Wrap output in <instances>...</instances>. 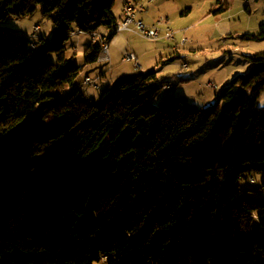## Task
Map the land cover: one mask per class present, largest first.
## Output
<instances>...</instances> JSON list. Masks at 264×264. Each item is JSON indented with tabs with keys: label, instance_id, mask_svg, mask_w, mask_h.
<instances>
[{
	"label": "trees",
	"instance_id": "trees-1",
	"mask_svg": "<svg viewBox=\"0 0 264 264\" xmlns=\"http://www.w3.org/2000/svg\"><path fill=\"white\" fill-rule=\"evenodd\" d=\"M118 1L0 0V23L40 6L54 39L0 26V264H264V198L241 186L264 176V52L207 108L153 106L157 69L88 102L66 42L116 30Z\"/></svg>",
	"mask_w": 264,
	"mask_h": 264
},
{
	"label": "rangeland",
	"instance_id": "rangeland-1",
	"mask_svg": "<svg viewBox=\"0 0 264 264\" xmlns=\"http://www.w3.org/2000/svg\"><path fill=\"white\" fill-rule=\"evenodd\" d=\"M121 1H118L115 8L116 11L119 10ZM225 1L227 2V9L223 12L215 13L213 11L220 8L216 0H180L179 3H186V8L193 9L190 11L191 14H188L184 18H179L176 24L174 22L171 24V27L174 29L181 24L183 25V23H186L185 19L189 18L192 22H198L196 28L190 30V32L178 34L174 37V40L169 39L167 36L164 38L161 35L155 41L158 44L157 50L161 53H164L163 50L166 51L165 56H169L173 52V49L179 45L178 48L181 58L176 59L174 63H162L159 53L157 54L156 51L150 55L151 58L147 59L156 66L158 64L157 70H163L165 75L168 73L182 74V76L187 78L194 77L195 81L189 84H185L186 82H184L180 85L178 81L165 80V82H170L172 90L168 91L165 88L166 86L163 87L154 97L152 101L153 106L160 108L169 96L179 98L178 88L181 86L179 89L187 94L190 103L199 108H207L215 102L217 92L221 91L232 79L238 75L250 72L252 64L249 56L264 52V40H249L245 38L247 35H257L259 33L260 26L264 23V0H249L248 2L246 0ZM162 19L164 18L162 17ZM221 19L230 22L231 31L221 34L219 28L215 25L216 21H220ZM166 23L160 26L159 29L161 30L170 25L169 20ZM37 24L42 26L41 33L51 39L52 22L42 15V8L40 6L34 14L25 17L10 16L1 22L0 26L11 30L18 36L28 38L32 43H37L36 34L40 30V26L35 27ZM173 29L172 32H174ZM104 30L102 29L100 32ZM139 39L150 42L141 37ZM183 39H187V42L182 45ZM91 43H93L92 36L89 34L78 36L73 34L66 42L68 57L72 58L81 67V73L76 80V85L84 91L88 102L97 100L101 90L107 84L102 85V89L97 87L98 84L95 86L85 85L83 81H85L84 79L87 73L91 74V79H95L97 68L99 66L103 67L102 70L107 73V77L110 80L108 84H111V71L113 69L123 68L131 70L137 67L132 61L121 62V57H114L111 63L113 67H110L109 62L98 61L97 63L89 65L92 69L91 72H85L82 70L86 66L84 53ZM38 48L42 49L43 46L38 44ZM48 60L52 62L56 61L54 55L49 56ZM108 67H110V70H108ZM139 69L140 67H137V70ZM250 92L253 95L251 90ZM257 102L260 107H264V90L261 91ZM41 108L42 106L38 108L37 113ZM33 117L34 115L27 118L19 128L24 127ZM256 177V180L250 181V185L248 183H241V186L244 188L249 186L258 197L264 198V176L257 175ZM114 192L115 188H111L104 203L105 205L108 201L110 202V196ZM94 264H108V259L106 256L101 255L100 260L94 262Z\"/></svg>",
	"mask_w": 264,
	"mask_h": 264
},
{
	"label": "crops",
	"instance_id": "crops-1",
	"mask_svg": "<svg viewBox=\"0 0 264 264\" xmlns=\"http://www.w3.org/2000/svg\"><path fill=\"white\" fill-rule=\"evenodd\" d=\"M179 2H180V0H178V1L155 0L153 2H149V0H142V1L122 0L121 6L119 7V10L116 11V9H115V13H116V16L120 22L124 17V12H123L124 6L127 3H131L135 6V14H136L135 19H136V21H142L148 27L154 26L159 18H162V17L164 19L166 18L170 22V25H169L170 27L166 26L165 28H162L160 30V35H159V37L162 35V37L165 38L168 34V29H170L171 31L173 29L171 27V24L173 22L176 24V22H178L179 18H182V17L184 18L188 14H191L190 11L193 9V8H186V6H185L186 3L182 4ZM226 4H227V2H226ZM141 6L144 7V10L140 9ZM178 16H180V17H178ZM185 22L186 23H183V25L181 24L178 27L173 29L174 32H173V37L171 40H174L175 39L174 37L177 36L178 34L190 32V30L195 29L196 24L198 23V22L190 21L189 18L185 19ZM215 25L217 28H219L221 34L231 31L230 22L226 21L225 19H221L220 21H216ZM37 26H40V30L37 31L36 38H37L38 42L34 43V46L35 45L37 46L38 44H40L39 38H41V37H46L48 40H54L53 36L50 39V38H48L47 35L41 33V31H42L41 25H39V24L35 25V27H37ZM35 30H36V28H35ZM100 34L104 37L109 38V41H110V46H109V54H110L109 64H110V67H113L111 63L114 60V57H121V62H124L123 57H124V54L126 52L135 53V55L137 56L138 63L140 65L139 70H137V67H136L135 69H131V70L127 69L128 72L126 69H123V68H120L117 70L113 69L111 71L112 72L111 84L115 83L118 79H120L122 77H129V76H134V75H138V74H146L149 71H151L152 69H157L158 64L156 66V65L150 63L147 59V58H151L150 55L153 52L157 51V54L159 53V56L161 59L160 61L162 63H164V62H167V63L173 62L174 63V61L176 59L181 58V55L179 53V48H178L179 45H177V47L173 49V52L169 56H165L166 51L163 50L164 53H161L159 50H157L158 44H157V41H155V40H149L150 42H148V41L139 39V37H141V36L135 35L133 33H129V32L116 33L115 29H105L103 32H100ZM74 35L78 36V35H85V34H83L82 32L81 33L76 32ZM192 37H194V36H192ZM75 50L77 51L76 47H75ZM170 50H172V49L170 48ZM104 64H106V63H104ZM133 64L135 65V63H133ZM110 67H108V70H110ZM102 68L103 67H100V66L97 68V74L95 77V79H100L98 81L100 89H102V85L103 86L106 84L110 85V84H108L110 80L107 77V73L104 70H102ZM82 70H84L85 72H91L92 71L91 67L87 64L84 68H82ZM157 73H158V76L160 78H163L164 82H165V80H168V81L173 80L175 82L178 81L181 85L184 82H186L185 84H189V83H192L193 81H195L194 77L187 78L185 76H182V74L168 73V74H166L167 75L166 76L164 74L163 70L162 71L158 70ZM164 76H166V77H164ZM90 77H91V74L87 73V76H85V79L90 78ZM83 82H82V84H83ZM166 84L168 86L172 87L170 85V82H165V86H167ZM179 88H178V91H179L180 96H184L188 99L187 94L184 91H181ZM74 90H76V87L72 90H68L67 93L73 92ZM171 90H172V88H171Z\"/></svg>",
	"mask_w": 264,
	"mask_h": 264
},
{
	"label": "built area",
	"instance_id": "built-area-1",
	"mask_svg": "<svg viewBox=\"0 0 264 264\" xmlns=\"http://www.w3.org/2000/svg\"><path fill=\"white\" fill-rule=\"evenodd\" d=\"M155 0H149V2H153ZM248 2V1H246ZM141 10H144V7H140ZM124 12V17L123 19L118 23L116 27V33H122V32H129V33H135L136 35L141 36L144 39L147 40H157L160 35V29L159 27L162 26L163 24H167L166 19H160L156 22V24L152 27L146 26L142 21H136L135 19V6L131 3H127L124 6L123 9ZM92 36V42L99 44L101 47L100 51V56L98 61H103V62H109L110 61V54H109V46H110V41L109 38L102 36L101 34L94 33L91 35ZM167 37L169 39H172L173 37V32L168 29V34ZM47 39L46 37H41V42H46ZM187 42V39L182 40V45ZM123 61H132L135 63L137 67H140L137 56L133 52H126L123 57ZM100 79H91V78H86L84 83L85 85L88 86H95L96 84L97 87L99 86V81ZM166 90L171 91V87H165Z\"/></svg>",
	"mask_w": 264,
	"mask_h": 264
},
{
	"label": "bare ground",
	"instance_id": "bare-ground-1",
	"mask_svg": "<svg viewBox=\"0 0 264 264\" xmlns=\"http://www.w3.org/2000/svg\"><path fill=\"white\" fill-rule=\"evenodd\" d=\"M246 1H249V0H246ZM40 39V41H41V38H39ZM48 42V40L45 42V43H47ZM34 46V45H33ZM35 47V46H34ZM99 87V86H98ZM166 87H170V86H166Z\"/></svg>",
	"mask_w": 264,
	"mask_h": 264
}]
</instances>
